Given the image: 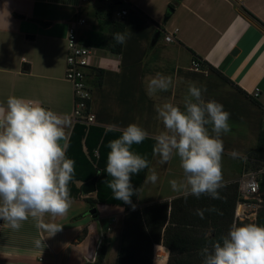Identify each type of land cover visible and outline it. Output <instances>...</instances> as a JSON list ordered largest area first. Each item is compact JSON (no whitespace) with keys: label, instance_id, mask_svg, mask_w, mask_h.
I'll use <instances>...</instances> for the list:
<instances>
[{"label":"crops","instance_id":"0c3cea01","mask_svg":"<svg viewBox=\"0 0 264 264\" xmlns=\"http://www.w3.org/2000/svg\"><path fill=\"white\" fill-rule=\"evenodd\" d=\"M75 16L85 18L88 30L83 43L92 50L87 81L94 119L85 125L92 127L82 141L85 155L88 146L96 151L120 136L119 130L106 134L110 125L122 129L138 123L148 131L147 140H153L163 128L155 119L154 105L171 101L183 108L187 82L193 81L206 86V100L218 101L230 113L231 130L221 136L225 185L244 174L247 156L264 129V0H129L127 15L119 23L132 34L119 54L108 48L116 21L99 1L0 0V105L6 106L9 96L38 99L45 108L71 118L74 105L71 85L65 80L66 37ZM156 32L160 36L152 45ZM170 34L173 40L167 43L164 38ZM195 59L200 62L199 71L192 69ZM92 72L101 73L99 86ZM157 72L172 76L174 86L149 98L145 77ZM255 89L260 91L257 99L251 97ZM73 126L67 130L69 136ZM233 149L241 154L239 158L231 157ZM68 157L80 159L75 152ZM149 162L159 179L155 184L146 182L145 169L137 208L182 196L168 183L182 175L179 160L161 164L151 154ZM83 184L74 182L72 206L66 216L55 218L62 227L54 235L31 217L18 230L0 221V264H94L101 244L107 248L105 264H114V242L125 207L90 206L86 198L94 199L96 193L83 195ZM91 208L97 211L95 219L88 213ZM51 221L48 215L43 218L44 223ZM36 240L41 241L39 247ZM161 249L166 260L168 251Z\"/></svg>","mask_w":264,"mask_h":264},{"label":"clouds","instance_id":"9594fccd","mask_svg":"<svg viewBox=\"0 0 264 264\" xmlns=\"http://www.w3.org/2000/svg\"><path fill=\"white\" fill-rule=\"evenodd\" d=\"M132 33L115 32L113 40L124 45ZM174 86L172 76L157 72L145 77V91L149 98L168 92ZM206 86L187 82V94L180 105L164 101L154 105L162 130L152 136L155 141L153 156L161 164L179 160L182 175L168 181L171 190L199 199L207 196L222 199L220 191L226 186L222 173L223 134L231 130L230 113L214 99H205ZM72 120L67 114H58L45 108L38 99L9 96L6 106L0 105V221L18 230L29 217L37 220L54 235L62 225L56 217L66 216L73 200L69 188L75 176V160L67 156L70 147ZM119 130L118 138L110 140L107 147L106 167L97 175L107 173L105 185L116 200L131 205L140 188L134 187L133 176L148 169L146 182L155 184L159 179L155 168L145 155L133 151L149 138L148 131L138 123L122 129L110 125L107 132ZM233 159L241 154L231 150ZM220 213L210 207L196 209L204 218L205 212ZM48 215L51 222L44 223ZM50 235V236H51ZM37 247L41 245L36 240ZM198 255L201 264H264V226L255 223L233 222L227 233L202 247Z\"/></svg>","mask_w":264,"mask_h":264},{"label":"trees","instance_id":"16d2710c","mask_svg":"<svg viewBox=\"0 0 264 264\" xmlns=\"http://www.w3.org/2000/svg\"><path fill=\"white\" fill-rule=\"evenodd\" d=\"M115 32H124V25L114 22L111 25V34L108 48L114 54H119L122 45L116 44L113 40ZM97 71V70H95ZM97 86L101 83V73L92 72ZM88 128V129H87ZM92 127L75 123L70 136V147L67 156L71 152L80 155L79 160H75V176L69 184L70 190L74 182L87 183L106 167L108 147L102 145L96 151L88 146L87 155L82 151V141L87 138ZM86 140V139H85ZM84 140V141H85ZM148 146L133 145V151L151 157L154 140H145ZM86 144V143H85ZM88 145V144H87ZM143 147V148H142ZM75 149V150H74ZM248 160H253L259 164H264V129L259 132L256 148L247 156ZM145 170L133 176L134 187L141 188ZM109 179L107 173H101L96 180V196L94 199L86 198L90 206L98 204H111L125 207V215L122 219L120 232L119 250L116 264H152V250L156 245H162L169 251L167 264H201L199 250L210 241L219 239L221 235L227 233L230 225L234 221V211L238 201V183L226 184L220 191L222 199L215 200L207 196L197 199L189 196L186 200L179 196L170 201L155 202L146 207L137 208V196L132 197L133 209L131 205L113 198L111 190L105 185V180ZM260 193L264 195V176L260 184ZM215 207L220 213L205 212L201 219L196 215V209H206ZM246 224L249 222H236ZM255 224L264 226V209L260 210ZM200 229H210L207 232H200ZM107 248L101 244L98 248L97 257L94 264H105Z\"/></svg>","mask_w":264,"mask_h":264},{"label":"built area","instance_id":"2783aa9c","mask_svg":"<svg viewBox=\"0 0 264 264\" xmlns=\"http://www.w3.org/2000/svg\"><path fill=\"white\" fill-rule=\"evenodd\" d=\"M86 1V0H84ZM109 7L113 19L122 22L127 15L129 0H96ZM88 26L84 17L75 16L70 22L67 37V56L65 68V80L71 85L73 95L72 123L90 125L93 123V115L90 112L92 98L91 87L88 84V71L92 69V50L83 43V37ZM172 35H166L165 42H171ZM192 69L200 70V62L193 60ZM260 95L259 89H255L252 98L257 99ZM264 128V119H262ZM261 173H244L238 180V201L234 211L235 222L255 223L260 210L264 209V195L260 193ZM99 248V247H98ZM161 247L154 246V260L165 261V256L158 253ZM164 249V248H163Z\"/></svg>","mask_w":264,"mask_h":264},{"label":"rangeland","instance_id":"374dc122","mask_svg":"<svg viewBox=\"0 0 264 264\" xmlns=\"http://www.w3.org/2000/svg\"><path fill=\"white\" fill-rule=\"evenodd\" d=\"M262 119H264V117H262ZM248 172H258V173H261L262 176H264V164H259V163L256 164V162L253 161V160H247V163L245 164V169H244L243 173H248ZM261 180H262V178H261ZM121 228H122V224H121ZM121 228H120V232H121ZM210 231H211L210 229H207V230L200 229L201 233L206 232L205 233L206 236H209ZM120 232H119V236H118V241L116 240V243L114 242V246L116 247V252H117V253H115V257H114V264H116L117 257H118ZM160 246H162V245H160ZM158 253H163L162 249H158ZM169 256H170V254H169V251H168L167 259L164 262L163 261L160 262V260H154V247H153V250H152V264H167L168 260H169ZM111 262H113V260Z\"/></svg>","mask_w":264,"mask_h":264},{"label":"water","instance_id":"95a60500","mask_svg":"<svg viewBox=\"0 0 264 264\" xmlns=\"http://www.w3.org/2000/svg\"><path fill=\"white\" fill-rule=\"evenodd\" d=\"M160 36V32H156L154 37H153V40H152V45L156 43V41L158 40ZM98 178V175H96L91 181L87 182V183H84L82 186H81V192L83 195H91L93 193H95L96 191V180ZM89 215L95 219L97 217V211L95 208H91L89 211H88Z\"/></svg>","mask_w":264,"mask_h":264}]
</instances>
